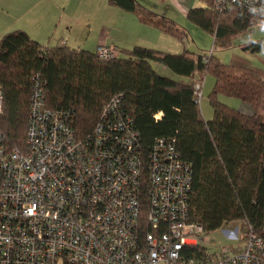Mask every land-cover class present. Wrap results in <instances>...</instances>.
Listing matches in <instances>:
<instances>
[{
    "label": "built area",
    "instance_id": "obj_1",
    "mask_svg": "<svg viewBox=\"0 0 264 264\" xmlns=\"http://www.w3.org/2000/svg\"><path fill=\"white\" fill-rule=\"evenodd\" d=\"M231 5L264 27V0H213L219 12ZM120 52L96 48L104 60ZM202 86H194L198 102ZM26 143L7 149L0 131V264H264V237L249 222L224 230L237 247L185 254L204 233L189 220L190 165L174 137H156L144 152L119 94L77 137L71 112L47 106L35 74Z\"/></svg>",
    "mask_w": 264,
    "mask_h": 264
},
{
    "label": "trees",
    "instance_id": "obj_2",
    "mask_svg": "<svg viewBox=\"0 0 264 264\" xmlns=\"http://www.w3.org/2000/svg\"><path fill=\"white\" fill-rule=\"evenodd\" d=\"M108 1L179 40L187 37V30L174 19L138 0ZM201 1L203 5L189 8L187 18L213 36V48L229 47L235 36L252 29L246 10L231 5L219 12L213 0ZM263 44L264 38L249 46L259 49ZM120 51L104 60L96 50L41 44L21 29L1 35L0 131L7 149H26L37 73L44 79L47 106L71 112L77 137L93 129L103 106L119 94L122 112L132 119L144 152L156 137L175 138L181 158L191 168L190 221L199 223L206 234L225 222H249L264 237V78L252 68L222 62L213 50L169 52L134 45ZM154 63L168 73L158 71ZM205 75L213 79L207 91L213 111L207 119L194 91ZM222 96L248 102L252 113L229 105ZM203 250L200 244L183 249L187 255Z\"/></svg>",
    "mask_w": 264,
    "mask_h": 264
},
{
    "label": "rangeland",
    "instance_id": "obj_3",
    "mask_svg": "<svg viewBox=\"0 0 264 264\" xmlns=\"http://www.w3.org/2000/svg\"><path fill=\"white\" fill-rule=\"evenodd\" d=\"M55 1L57 2L56 4L62 2H66L67 4L68 9L59 11L57 10V14L53 17L60 21H58L60 26H62V22H64V20H69L74 24L73 30L68 32L66 36L70 38V43H73L71 45L74 47L86 49L87 46H85V43L89 46L90 42L95 41L99 36V30L101 26L105 23L108 24L113 18V13L109 10V8L113 7L107 3V0ZM145 1L150 3V6L156 5L154 6L156 9L158 8L161 11L165 10L168 13L166 14L167 16L171 17L170 15H172L175 21L187 30V37H185L183 40H179L174 36L161 31L162 34L166 36L165 38L170 40L167 41V43H169V45L172 47L170 48L172 49L170 50L171 52H181L184 49H189L195 51L196 53L208 54L213 50L214 55H216L222 62L229 65L252 68L258 71L264 77V44L259 49H252L249 46L250 43L257 42L264 38V27L254 25L252 29L235 36L232 39L231 45L229 47L215 46V48H213V36L188 19L185 14H182L180 9L181 5H192L193 7L201 6L203 5L201 0H177L178 4H175L172 0H167L168 6L160 5L158 0ZM36 3L37 0H4L3 3L0 1V33H4L5 31L15 27H31L36 24L45 13L43 11H37ZM157 13L161 14L160 12ZM53 14L54 11H51L49 14H47L45 19L52 16ZM58 15L60 16L58 17ZM51 24L53 25V23ZM47 28L48 27H45L43 32ZM155 66L157 67L158 64L155 63ZM212 83V77L205 75L202 86V95L199 99L202 115L205 116L209 115V112L212 110L211 104L207 99V91L212 86ZM222 100L244 113H252V107L248 102L242 101L235 97L227 96H222ZM237 224V222H225L220 228L210 231L207 234L203 233L202 240L198 238V243L202 246H205L208 252L219 251L224 245L237 247L241 241L229 238L224 232V230L230 231L234 229Z\"/></svg>",
    "mask_w": 264,
    "mask_h": 264
},
{
    "label": "crops",
    "instance_id": "obj_4",
    "mask_svg": "<svg viewBox=\"0 0 264 264\" xmlns=\"http://www.w3.org/2000/svg\"><path fill=\"white\" fill-rule=\"evenodd\" d=\"M0 1L3 3L4 0H0ZM138 1L139 2L141 1L142 3L141 2L140 3L150 10H153V11L155 10L164 15L168 14L165 10L161 11L158 8L156 9V7H154L156 5L150 6L149 5L150 3H147L145 0H138ZM172 1L175 4H178L177 0H172ZM56 3L57 2L55 0H37V3H36L37 11L45 12L43 17L39 19L37 23L31 27H26V26H22L23 28L15 27L13 29H9L5 31L4 33L14 30V29H21V30H24L31 38L37 40L41 44L66 43L67 45L72 46L71 44L73 43H70V38L66 36L68 32L73 30L74 24L69 20L68 21L64 20V22H62L63 23L62 26H60L58 23L59 20L53 17L57 14V10L59 11V10L68 9L67 4L66 2H62L59 4H56ZM107 3L111 7H113V8H109V10L113 13V18L111 19V22H109L108 24L105 23L101 26L99 30L100 32L99 36L95 41L90 42L89 46L86 45L85 43V46H87L86 49L92 50L95 52L98 45L106 42V44L111 43L115 45L120 50L122 48H131L134 45H141V46L152 47V48H157V49L171 52L170 50L172 49L170 48L172 47L169 45V43H167V41H170V40H167V38H165L166 36L162 34L159 28L153 25L141 22L133 13L124 11L120 7L110 3L108 0H107ZM158 3L160 5L168 6L167 0H158ZM153 4H156V3H153ZM191 7L193 6L192 5H188V6L181 5L180 9L182 11V14H185L187 17V11ZM51 11H54V14L45 19L47 14H49ZM59 16L60 15H58V17ZM170 16H171L170 18L173 17L172 15ZM172 19H174V17ZM51 23H53V25ZM34 27H37V28H34ZM45 27H48V28L44 30L43 32V29ZM4 33H0V36L3 35ZM100 40H103V41H100ZM172 52H179V51H172ZM154 67H156L155 63H154ZM156 69L158 71L168 73V69L165 68L161 64H158ZM200 109H201V106H200ZM212 111L213 109L209 112V115H206V116L203 115L204 118L207 119L211 117Z\"/></svg>",
    "mask_w": 264,
    "mask_h": 264
}]
</instances>
